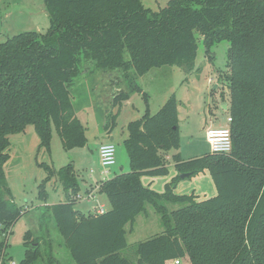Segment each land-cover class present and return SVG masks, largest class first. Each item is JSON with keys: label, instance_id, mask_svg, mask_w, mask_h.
Segmentation results:
<instances>
[{"label": "trees", "instance_id": "16d2710c", "mask_svg": "<svg viewBox=\"0 0 264 264\" xmlns=\"http://www.w3.org/2000/svg\"><path fill=\"white\" fill-rule=\"evenodd\" d=\"M44 5L50 21L45 34L25 32L0 43V233L24 212L5 174L11 135L32 126L41 149L49 150L54 132L65 150L84 148L86 128L76 114L72 86L85 70L125 80L126 90L113 99L114 106L121 105L141 91L136 79L153 69L193 71L199 36L209 55L215 44L230 43L231 152L187 162L178 154L177 176L165 193L146 187L143 177L169 175L166 157L180 147L178 104L171 97L155 115L128 125L130 171L98 186L108 211L92 215L76 208L80 187L72 165L58 172L42 165L50 173L46 182L59 176L65 196L45 205V213L73 264H264V0H170L158 11L143 0H44ZM111 126L109 133L115 116ZM205 170L215 197L197 201L194 194H174L181 175ZM163 201L182 208L169 214ZM147 204L162 216L164 232L139 243L133 263L122 257L129 245L126 227ZM28 239L19 264H56L39 239ZM5 249L0 240V253Z\"/></svg>", "mask_w": 264, "mask_h": 264}, {"label": "rangeland", "instance_id": "374dc122", "mask_svg": "<svg viewBox=\"0 0 264 264\" xmlns=\"http://www.w3.org/2000/svg\"><path fill=\"white\" fill-rule=\"evenodd\" d=\"M169 1L143 0V3L148 9L158 11ZM44 6V0H0V43L25 32L42 30L41 33H46L50 21ZM198 39L193 71L187 72L179 67L153 69L136 79L141 91L130 93V98L121 105L114 106L113 99L120 90H126L128 84L125 80L120 83L113 73L105 74L94 68L85 70L72 86L76 114L86 128L87 145L84 148L65 150L54 132L49 150L41 149L39 137L32 126L23 133L9 137L10 157L5 165V174L12 198L23 207L24 212L12 227H2L0 240L6 241V249L4 254L0 253V262L5 259L6 264H19L25 258V242L27 234L31 233L28 241L39 239L43 253H51L56 258V264H73L53 218L45 213L44 208L45 205L59 204L65 200L63 187L58 175L46 182L50 173L42 165L56 172L69 165L74 167L80 187L79 195L84 197L79 201V207L76 206L78 210L91 209L92 202L96 203L94 210H98L101 204L108 210L110 205L105 195L101 199L104 201L101 202L100 197L89 203L91 200L86 199L87 190L95 187L100 180H110L130 171V160L124 146L128 125L145 115H155L169 98L174 97L178 104L180 147L166 157L169 175L145 176L142 178L144 185L158 194H164L166 185L177 176L174 169L176 155L179 154L187 162L211 153L206 140L207 129L229 126L231 94L226 76L230 72V43L222 41L215 44L209 55L203 39L199 36ZM114 116L116 126L109 133ZM112 137L114 140L111 141ZM104 144L115 146L116 165L107 168L101 166L98 151ZM174 194H194L197 201H203L215 197L217 191L210 173L205 170L176 180ZM161 206L169 214L182 208L167 201H163ZM161 217L154 206L146 205L145 211L137 216L135 222L126 227L129 245L122 251V257L137 263L138 244L164 232ZM180 264L188 263L181 261Z\"/></svg>", "mask_w": 264, "mask_h": 264}, {"label": "built area", "instance_id": "2783aa9c", "mask_svg": "<svg viewBox=\"0 0 264 264\" xmlns=\"http://www.w3.org/2000/svg\"><path fill=\"white\" fill-rule=\"evenodd\" d=\"M231 118H228V124L231 122ZM206 140L210 146V151L213 154H229L232 150V138L231 130L229 127L214 128L210 127L206 131ZM99 160L102 167L107 168L116 165V148L113 144H104L99 147ZM84 199L83 196L78 195L77 200ZM87 200L96 199L95 192L87 194ZM97 213H103L104 208L100 207L96 210ZM3 259L0 264H2ZM10 264H16L12 262ZM173 264H180L179 261H175Z\"/></svg>", "mask_w": 264, "mask_h": 264}, {"label": "crops", "instance_id": "0c3cea01", "mask_svg": "<svg viewBox=\"0 0 264 264\" xmlns=\"http://www.w3.org/2000/svg\"><path fill=\"white\" fill-rule=\"evenodd\" d=\"M41 31H42V30H40V31L37 30V31H35V32H39V33H41ZM42 34H45V33H42ZM110 140L112 141V140H114V138L112 137ZM175 174H176V173H175ZM106 180H108V179H106ZM106 180H100V181L97 183V185H96L95 187H92L91 189L87 190V191H88L87 194L90 193V192H95V196H96V198L98 199V198L102 197V198H100V201H101V202L104 201V200H101V199H104V198H103L104 195H100V194H99V192H98V186H99L102 182H104V181H106ZM142 182H143V181H142ZM143 184H144V183H143ZM88 201H89V200H88ZM107 201H108V200H107ZM91 202H92V200L89 201V203H91ZM80 203H81V202L77 201V202H76V206L79 207ZM94 203H95V202H94ZM84 204H85V203H84ZM108 204H109V202H108ZM85 205H86V204H85ZM109 205H110V204H109ZM95 206H96V203L93 204V202H92V208H91V209L89 208L87 211H84L83 209H81L80 211H82V212L85 213V214L91 213V214L93 215L94 213H97L96 209L94 210V207H95ZM101 207L104 208V211H108V210L110 209V206H109V209L106 210L104 204H101Z\"/></svg>", "mask_w": 264, "mask_h": 264}, {"label": "water", "instance_id": "95a60500", "mask_svg": "<svg viewBox=\"0 0 264 264\" xmlns=\"http://www.w3.org/2000/svg\"><path fill=\"white\" fill-rule=\"evenodd\" d=\"M190 177V174H183V175H181V178L182 179H186V178H189Z\"/></svg>", "mask_w": 264, "mask_h": 264}]
</instances>
